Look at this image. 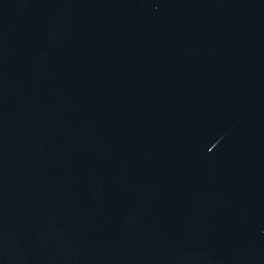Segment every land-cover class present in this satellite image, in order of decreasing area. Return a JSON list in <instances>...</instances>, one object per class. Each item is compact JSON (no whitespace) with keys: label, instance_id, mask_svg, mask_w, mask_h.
<instances>
[{"label":"water","instance_id":"95a60500","mask_svg":"<svg viewBox=\"0 0 264 264\" xmlns=\"http://www.w3.org/2000/svg\"><path fill=\"white\" fill-rule=\"evenodd\" d=\"M0 264H264V0H0Z\"/></svg>","mask_w":264,"mask_h":264}]
</instances>
